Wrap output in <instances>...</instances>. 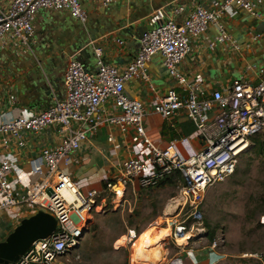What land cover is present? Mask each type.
<instances>
[{
  "label": "built area",
  "instance_id": "obj_1",
  "mask_svg": "<svg viewBox=\"0 0 264 264\" xmlns=\"http://www.w3.org/2000/svg\"><path fill=\"white\" fill-rule=\"evenodd\" d=\"M211 1L220 3L214 8L196 3L181 21L177 17L184 13L183 5L171 4L168 12L165 9L168 5L155 10L147 18L151 29L142 34L139 50L123 67L104 64L101 48L94 50L96 74L69 59L63 75V100L54 99L45 110L0 122V212L10 214L17 210L23 218L42 211L56 220L55 230L35 241L13 264H70V256L80 245L91 212L102 210L108 197L116 204L113 198L116 185L121 187L123 198L127 190L132 193L150 190L169 178L183 182L179 188V207L187 209L188 215L186 220L171 222L166 238L178 249L176 264H182L184 255L198 264L189 243L205 233L198 209L204 192L231 177L238 159L249 150L250 139L264 134V69L260 70L256 83L235 80L224 90L214 91L207 90L201 73L186 75L181 70L195 39L210 26L218 25L223 15L233 13L234 6L248 12L253 7L251 0ZM112 2L101 0L105 7ZM43 10L66 11L81 23L86 21L78 0H0V45L13 40L30 49L34 19ZM219 28L220 33L209 47L229 44L238 50L231 37ZM156 55L162 57L175 88L158 100L152 114L170 120L184 113L193 128L192 135L174 138L165 148L154 145L144 127V119L150 115L145 105L124 93L127 81L149 84L146 65ZM6 99L10 104L15 102L11 94ZM103 126L129 136L127 154L110 168L101 187L92 188L84 195L62 167ZM51 128L57 133L58 142L43 147L29 161L30 170L25 174L11 146L22 147L25 132L36 136ZM107 143L108 154L118 158L124 143H115L112 136L107 138ZM29 177L37 178L31 181ZM188 219L192 221L190 224ZM259 223L264 226V215ZM186 234L189 237L179 243L178 239ZM125 239L129 243L137 239L135 231H128ZM217 246L218 241L213 240L208 251L217 252Z\"/></svg>",
  "mask_w": 264,
  "mask_h": 264
},
{
  "label": "crops",
  "instance_id": "obj_2",
  "mask_svg": "<svg viewBox=\"0 0 264 264\" xmlns=\"http://www.w3.org/2000/svg\"><path fill=\"white\" fill-rule=\"evenodd\" d=\"M138 1L113 0L110 5L105 7L102 5L101 0H80L82 10L86 13V21L80 25L81 32L94 37V39L91 37L88 45L91 43L94 47L102 49L101 60L104 64L123 67L130 63L139 50V39L148 27L147 18L162 6V3L156 7L152 4L149 8L150 11L144 13V9L141 8ZM196 3L206 8H214L219 5L220 1L212 3L211 0H177L172 5H183L185 9L184 13L177 17V20L181 21ZM251 3L253 6L251 12L234 6L233 13L223 15L219 19L218 25L210 26L204 34L192 42L191 52L181 63V70L186 75L195 73L203 75L208 91L224 90L233 81L239 79L250 83L258 82L260 70L264 69V0H251ZM48 21L54 26H58L63 22L69 24L74 22L71 14L66 11L43 10L38 12L33 23L35 38L32 43L36 47L35 51L32 52L34 57H37L36 60L41 57L43 59L47 58L44 54H47L46 48L49 45H47L48 43L44 40L43 35L40 36L39 33L43 27L48 26ZM219 27L231 37L238 50H234L229 44L222 45L218 43L213 48L209 47V44L214 42L220 33ZM81 34L85 35L84 33ZM73 44L74 42L70 43V45ZM77 44L78 41H76V47ZM50 46L54 48L55 55L61 57L59 62H61V68L64 71L69 59L79 57L83 51L81 46H79L81 49L77 47L78 49L70 51L69 46H65L59 40ZM28 51V49L13 40L7 41L5 45H0V122L8 121L24 113L45 110L36 104L29 93V80L31 79L29 77L24 78L29 71L35 68V65H30L27 69L22 67L23 54ZM147 64L150 75L149 84L132 80L125 83L124 89H127L133 95V99L138 100L139 98L145 105L150 113L147 119L145 118L146 121L144 120L145 129L154 145L165 148L174 138L192 135L193 128L186 121L184 113H180L170 120H163L152 114L153 107L166 93L167 86H175V84L173 79L170 80L165 77L164 72L166 69L161 56L152 57ZM63 75L64 73L60 72L58 77L62 78ZM151 81L154 85L150 83ZM149 85L153 90H150ZM59 93L62 94V88ZM7 94L15 97L13 104H10L6 99ZM57 97L58 93L54 92L53 101ZM109 136L113 137L115 143H124L123 148L118 151V158L110 156L107 152V138ZM194 138L193 135V143H195ZM23 139L24 145L22 147L12 145L10 149L19 159L20 166L25 174L29 173L30 170L29 161L37 157L43 147L54 145L59 140L57 133L52 128L36 136L25 132L23 133ZM128 139V135L121 136L115 128L103 126L82 145L79 153L72 157L70 163L62 168L72 178L75 177L74 174L69 172V167L72 165H74L72 166L73 172L82 170L83 173H90L98 171L104 165L110 169L127 154ZM29 179L35 181L36 178L29 177ZM100 179L97 178L96 180L100 182ZM0 217L4 224L5 235H8L23 218H27H20L21 215L17 211L10 214L0 212ZM149 240L151 241L150 238ZM151 242L154 247L159 248L153 241ZM177 252L178 249L176 248L174 254L169 257H166L165 253L163 261L159 264H176ZM193 252L198 264L221 262L222 255L219 252H204L203 250H194ZM138 262L139 264L157 263H146V259L141 257H139ZM182 264H193L192 258L184 255Z\"/></svg>",
  "mask_w": 264,
  "mask_h": 264
},
{
  "label": "rangeland",
  "instance_id": "obj_3",
  "mask_svg": "<svg viewBox=\"0 0 264 264\" xmlns=\"http://www.w3.org/2000/svg\"><path fill=\"white\" fill-rule=\"evenodd\" d=\"M78 1L80 3V0ZM171 4L167 6V12L171 8ZM149 11L150 9L146 7L144 13ZM72 21H76L72 22L75 28H80L82 25L74 17H72ZM35 49L36 47L32 44L29 51L23 54V69H27L31 63L36 61L37 57L32 54ZM74 60L78 61L84 70L96 74V58L91 49L89 52L84 51ZM146 66L148 69V64ZM60 72H65L61 68V62H59L55 78H50L52 89L58 93L57 99L63 100V77H58ZM164 73L165 77L172 79L167 69ZM27 77L32 81L37 78V75L27 74L24 78ZM150 83L154 85L152 81ZM45 87L49 94L37 101L36 104L47 109L53 104V95L50 88L47 85ZM61 88L62 94L59 93ZM172 88L175 86H167L166 93ZM124 92L127 98L133 99V95L127 89H124ZM138 101L141 100L138 98ZM146 119L144 120L146 121ZM145 121L144 125L146 126ZM259 136L262 137L264 134ZM72 166L69 167V172L74 174L73 178L84 195L92 188L101 187L110 171L104 165L98 171L90 173H83L82 170L73 172ZM97 178H101L100 182L96 180ZM172 182L173 184L157 186L136 193L127 190L121 202L114 200L115 205L112 204L109 197L106 198V205L102 210L98 208L97 211L91 212L80 245L70 256V264H139L135 259V249H133L137 239L130 243L125 239L130 230H134L137 237L147 231V238L150 235L151 241L162 249L163 256L158 263L155 262L156 264L163 261L165 253L166 257L172 256L176 246L169 238H166L169 235V227L172 221L186 220L188 215L187 209L181 210V207L176 208L172 204L175 200L181 201L179 188L183 182H179L176 178H172ZM169 203L171 206L168 210ZM23 209L19 208L18 210ZM198 209L203 216L205 233L195 238V241H189V247L192 246L197 251H208L210 245L208 233L211 231L213 233L212 241H218L215 251L222 255L221 262L216 264H264V226L259 223L260 217L264 215V158H250L249 155H242L238 159L236 171L231 177L206 189ZM16 211L14 210V212ZM191 222V220H187L188 224ZM6 236L0 217V242Z\"/></svg>",
  "mask_w": 264,
  "mask_h": 264
},
{
  "label": "water",
  "instance_id": "obj_4",
  "mask_svg": "<svg viewBox=\"0 0 264 264\" xmlns=\"http://www.w3.org/2000/svg\"><path fill=\"white\" fill-rule=\"evenodd\" d=\"M175 1L177 0H139L138 4H140L141 8L145 10L146 7L150 8L152 4L157 6L162 3L161 7H163L165 5L169 6L170 3ZM48 22V26L43 27L39 33L40 36L43 35L44 40L48 43L47 45H49L46 48L47 54H44V56L47 58L43 59L41 57L34 63H31V65H35V68L28 73V75L32 76L37 75L36 79H33L32 81L29 80L28 89L29 93L36 102L49 94V91L46 90L45 85L50 88L52 95L54 93V90L51 87L50 77L53 79L55 78L61 57H57L55 55L54 48L50 45L56 43V41L59 40L65 46H69L68 48L70 51L83 48L81 54L84 51L89 52L90 49L94 54V50L96 49V47H94L91 43L88 45L92 35L85 32H80V28H75L68 22H63L58 26L52 25L50 21ZM149 29L151 28L148 26L145 31ZM81 33H84L86 36L82 35ZM92 39H94V37H92ZM76 41H78V48L75 45ZM71 42H74V47L73 45H70ZM79 46H81V48ZM81 54L79 56H81ZM55 228V218L42 211H38L37 213L31 214L27 218L22 219L12 230V232L7 235L4 241L0 242V264L15 263L35 241L48 237L55 230Z\"/></svg>",
  "mask_w": 264,
  "mask_h": 264
},
{
  "label": "bare ground",
  "instance_id": "obj_5",
  "mask_svg": "<svg viewBox=\"0 0 264 264\" xmlns=\"http://www.w3.org/2000/svg\"><path fill=\"white\" fill-rule=\"evenodd\" d=\"M113 190L115 191L116 195L113 197L115 201H120V199L122 198V190L121 187L119 185H116ZM180 200H175V202H173L172 204L175 205V207L177 208L179 206ZM170 204V203H169ZM170 205H168L169 208ZM174 208V209H176ZM173 209V211H174ZM166 229V228H165ZM168 237V236H167ZM189 237V234L184 235V238H179L178 242L183 243V241ZM134 250V255H135V259L138 262L139 257L146 259V263L148 262H159L162 258V249L160 248H155L152 244V242L149 240V237L147 238V233L144 232L143 234H141L139 237H137V241L136 243H134L133 246ZM133 251V250H132ZM133 253V252H132Z\"/></svg>",
  "mask_w": 264,
  "mask_h": 264
},
{
  "label": "trees",
  "instance_id": "obj_6",
  "mask_svg": "<svg viewBox=\"0 0 264 264\" xmlns=\"http://www.w3.org/2000/svg\"><path fill=\"white\" fill-rule=\"evenodd\" d=\"M250 144H251V147L247 151L246 155H249L250 158H255V157L264 158V136L261 137V136L257 135V136L252 137L250 139ZM166 184H173L172 178L165 179L158 186L161 187V186H164ZM103 186L105 187L104 183H103ZM12 230L9 233H11ZM208 238H209V241L211 242L213 239V233L211 231H209V233H208Z\"/></svg>",
  "mask_w": 264,
  "mask_h": 264
}]
</instances>
